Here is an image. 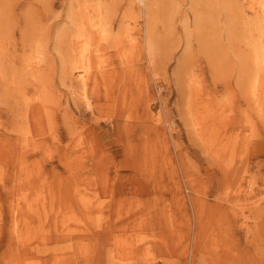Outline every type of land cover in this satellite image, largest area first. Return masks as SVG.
<instances>
[{
	"label": "rangeland",
	"instance_id": "obj_1",
	"mask_svg": "<svg viewBox=\"0 0 264 264\" xmlns=\"http://www.w3.org/2000/svg\"><path fill=\"white\" fill-rule=\"evenodd\" d=\"M242 3L0 0V264H264V71ZM98 9L101 45L77 36ZM88 41L93 110L71 65Z\"/></svg>",
	"mask_w": 264,
	"mask_h": 264
},
{
	"label": "bare ground",
	"instance_id": "obj_2",
	"mask_svg": "<svg viewBox=\"0 0 264 264\" xmlns=\"http://www.w3.org/2000/svg\"><path fill=\"white\" fill-rule=\"evenodd\" d=\"M245 1H248V0H243V3H242V12L244 14H247L248 13V10L244 8L245 4L244 2ZM253 5H255V8H252L250 11L252 13H254V15H256V19L254 20V25L256 24V28H255V31L257 32V37L253 38L254 33H252V35L250 34L249 35V39H252L250 41V43L252 44V53H253V63H254V66H255V69H256V76L257 78L259 79V74L262 73V71H264V0H250ZM251 6V5H250ZM249 6V7H250ZM103 7V6H102ZM85 10H87V7L85 8ZM149 10V9H148ZM104 11V10H103ZM151 11V10H149ZM151 13V12H150ZM98 16L96 15H90V13L87 11V13H85V11L80 14L81 15V18L83 20V22L80 23V20H79V29L80 32H79V35H77L78 37H83L85 38L86 37H93V35L95 34H92V33H95L94 30L91 29V27H93L94 29L96 28L98 30V33L100 35V38L98 39L97 38V41L98 43L100 42V40H102V42L106 41L105 39H107V34L106 37L105 35H101L102 33H100L101 31L102 32H105V28H103V21L101 22V10L98 9V12H97ZM149 12L147 13V18L149 19ZM103 16V15H102ZM76 18L77 15H76ZM81 20V21H82ZM249 20V19H248ZM251 20V19H250ZM74 21V20H73ZM245 21V20H244ZM148 23V22H147ZM77 24V23H76ZM75 24V25H76ZM106 24V23H105ZM245 24V23H244ZM90 25V26H88ZM101 25L102 27V30L100 31V28L99 26ZM124 25V24H123ZM86 26H88V28H90V30H87L86 29ZM78 27V26H77ZM124 27H127V26H124ZM77 31L79 30L78 28H76ZM127 29V28H126ZM247 29V28H246ZM108 30V29H107ZM125 30V29H124ZM249 30V29H248ZM86 31H87V34L89 33V35L87 36L86 34ZM110 31V30H109ZM122 31V30H121ZM128 31V30H127ZM126 32V31H125ZM250 32V31H249ZM78 33V32H77ZM110 33V32H109ZM122 33V32H121ZM123 34V33H122ZM247 34V32H246ZM249 34V33H248ZM121 36V34H119ZM126 36V34H124ZM75 36V37H77ZM119 36V37H120ZM89 37V38H90ZM129 40H128V45H131L133 46L132 44L135 43V37L130 34L129 35ZM123 38V37H122ZM80 40V38H78ZM77 39V41H78ZM113 39V38H112ZM115 39V38H114ZM120 39V38H119ZM128 39V38H127ZM74 40V39H73ZM86 40V39H85ZM118 40V39H117ZM116 40V41H117ZM84 41V40H82ZM81 41V42H82ZM110 41V40H109ZM115 41V42H116ZM119 41V40H118ZM92 42V41H91ZM96 42V41H95ZM102 42H100L99 44L101 45ZM113 42V41H112ZM127 42V41H126ZM125 42V43H126ZM79 43V42H78ZM86 43V42H85ZM107 43V42H106ZM114 43V42H113ZM119 43V42H118ZM93 44V43H92ZM117 44V43H116ZM146 44H147V50H148V53L149 54H152L153 52V45L151 43V39L149 38V35H148V31H147V38H146ZM80 45V43L78 44ZM84 45V44H83ZM91 45L90 41H88V43H86L84 45V47L81 46H78L77 48H79V50H77L78 52L75 53V55H73V59L72 60V68L75 69V71L77 72V82L79 83V87L81 88L80 89V94H81V100L84 102L85 106L88 107L89 110H93L95 105H94V101L92 100V97L91 95L89 94L88 90H87V87L89 85V79H90V75H91V66H90V63L89 60L87 58H89V55H90V51H89V46ZM120 45V43L118 44ZM135 45V44H134ZM68 46V45H67ZM98 46V44H97ZM128 48V47H127ZM69 58V57H68ZM39 60V59H38ZM70 61V60H68ZM71 62V61H70ZM70 64V63H69ZM100 67H101V64H100ZM263 67V69H262ZM15 74V73H14ZM74 74V73H73ZM71 75V74H70ZM75 81V80H74ZM259 86V85H258ZM255 87V86H254ZM256 89V88H255ZM79 95V94H78ZM83 199V198H82ZM85 210H90V205L86 204V203H82ZM87 207V208H86ZM21 212V211H19ZM89 213V212H87ZM17 215V213H16ZM22 216V215H21ZM18 217V216H17ZM16 226V225H15Z\"/></svg>",
	"mask_w": 264,
	"mask_h": 264
}]
</instances>
